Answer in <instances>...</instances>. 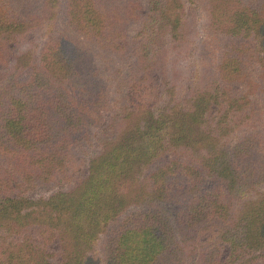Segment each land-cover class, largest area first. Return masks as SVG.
<instances>
[{"label":"trees","instance_id":"1","mask_svg":"<svg viewBox=\"0 0 264 264\" xmlns=\"http://www.w3.org/2000/svg\"><path fill=\"white\" fill-rule=\"evenodd\" d=\"M199 1L208 30L238 41L217 68L198 55L185 0H40L27 14L0 0V264H264V139L233 88L253 66L264 76V0ZM63 7L101 71L67 36L30 42L4 71L9 45L51 37ZM106 111L86 176L25 195L65 172Z\"/></svg>","mask_w":264,"mask_h":264},{"label":"rangeland","instance_id":"2","mask_svg":"<svg viewBox=\"0 0 264 264\" xmlns=\"http://www.w3.org/2000/svg\"><path fill=\"white\" fill-rule=\"evenodd\" d=\"M125 1L127 0H117V2L123 3ZM13 2L19 10L26 11L25 13L27 14L30 11L34 12V9L38 7L40 3V0H13ZM185 3L188 4V17L190 26L200 40V49L198 55L207 57L208 60L211 61L214 65V68H217L220 64L221 51L232 44V41H238L237 39L230 40L227 37L218 35L208 30L206 21L203 17L205 14L201 9L202 3H200L199 0H185ZM256 4H259V2H257ZM63 12L64 7L62 8L60 13V19L57 23V30L51 37L48 38L47 35L43 34L42 30L37 28L32 29L28 33L27 38H25V40L20 44L9 45V50L5 56V62L2 65L4 71L9 69V67L13 63H15V58L21 52L26 51L29 48L30 42H33V44L35 45H41L47 39L52 38L51 40H55L59 39L62 36L72 38L77 43L78 49L81 51V53L86 54L89 60V66L93 71H101L102 63H100L96 57V55L98 54V49L93 43L88 42L80 35H77L76 32H74V30L67 25ZM43 37L45 38V40ZM200 59L201 58L196 59V63L198 65H200ZM255 69L253 66V70L249 71L248 76L244 78L242 82L233 85V88L235 90H238L239 92L244 93V96L248 100H252L256 107L255 114L253 115L252 120L249 124H247V133L260 134L264 139V76L260 78V74L263 75L262 71H259V69L255 71ZM24 78H28L27 73L24 74ZM145 89V87L141 88V90H143L141 92L137 90L132 91V93L129 95V98L133 101L132 103H134V101L136 104L146 103L147 100L145 98ZM109 116L110 112L106 111L104 113V121L97 124L93 129L89 130L88 139L80 144L73 146L71 150V156L69 157L68 167L65 172L59 174L54 180L47 184H39L29 190H22L24 191V194L31 198L49 197L55 193L66 191L76 186L77 183L86 176L88 164L92 156L100 151V145L97 142V136ZM9 163V158L5 159L4 157H0V167L7 168ZM44 233H47L44 228L30 227L25 230L24 236L26 235L28 237L30 236L33 238H37L39 234ZM24 236L22 235V237ZM105 237L106 235L102 236L100 243L95 248L97 255L102 251ZM43 243L47 245V251L50 253V255H53V260L59 261L63 252L60 249L58 241L52 237L45 238L43 240ZM226 253L227 250L224 248L222 251V258L226 257Z\"/></svg>","mask_w":264,"mask_h":264}]
</instances>
